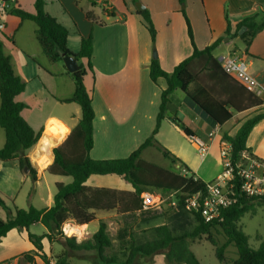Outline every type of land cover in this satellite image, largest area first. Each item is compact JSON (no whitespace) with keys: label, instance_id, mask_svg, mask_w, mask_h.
Returning a JSON list of instances; mask_svg holds the SVG:
<instances>
[{"label":"crops","instance_id":"obj_1","mask_svg":"<svg viewBox=\"0 0 264 264\" xmlns=\"http://www.w3.org/2000/svg\"><path fill=\"white\" fill-rule=\"evenodd\" d=\"M35 2L36 0H14L11 3L10 11L4 16L6 29L0 32V41L5 55L11 59L15 74L22 78L26 86L25 92L16 98L26 106L21 115L36 133L41 134L38 143L26 152L37 172V179L33 181L31 174L21 169L18 160L0 161V193L10 206L15 204L19 209L25 210L29 206H34L47 210L54 204L56 184L71 183L67 182L66 177L51 176L48 169L54 161L53 150L60 146L79 124L81 110L75 103L62 102L74 96V80L63 61L53 62L47 57L36 36L38 26L11 13L13 9L18 8L33 13ZM45 2L44 9L49 16L68 28L70 32L68 46L72 53L77 54L80 51L81 37H88L90 34L93 37L94 73L88 72L84 81L87 90L92 91L96 116L91 158L106 160L128 157L155 130L161 105V89L167 84L164 78H160L155 85L150 78L149 66L154 59L153 49L156 48L160 65L167 73H172L181 61L193 53L179 0H45ZM137 3L144 4L145 10L150 11L157 30L154 45L143 18L138 14ZM259 6H264V0H187L186 11L192 24L196 47L204 49L222 40L213 52L215 58L221 62L223 57L236 53L245 62L248 72L262 87L259 94H248L237 82L225 77H223L225 81H221L211 74L214 92L222 98H230L238 109L230 108L232 117L222 125L214 122L186 93L181 90L174 92L166 118L162 121L155 139L163 148L185 163L197 177L206 179L205 182L214 181L223 170L222 164L216 162L215 174L208 175L207 169L214 158L208 160V166L205 157L210 156L215 148L221 153L224 144L227 143L223 139L224 134L233 136L238 133L248 120L242 117L243 114L264 113V30L251 41L248 49L239 37H234L238 26L247 18L254 16ZM88 13L93 20L87 18ZM228 27L231 28V37L226 35ZM81 62L86 63L85 60ZM193 89L191 86L190 92ZM257 100L260 102L259 105L256 104ZM173 116L180 124L172 119ZM51 124L62 127L66 133H57L49 137L46 131ZM186 128L191 136L186 134ZM211 133L212 139L209 137ZM194 139L203 140L208 144L209 150L205 156L193 152L197 151ZM5 141V133L0 128V150L4 147ZM40 143L49 156L45 160L42 158L41 164L38 162L43 156L42 150L39 149ZM247 147L253 156L264 162V119L254 126L247 138ZM154 151L161 152L156 144L143 152L142 159L151 162ZM46 161L47 165L43 167ZM173 165L180 170L179 164ZM179 170L177 172H181ZM117 177L120 176L94 175L89 177L86 185L91 189L106 188L119 192L134 190L130 183L122 177ZM49 178L52 180L51 183ZM158 210L157 215L155 211H151L150 215L137 210L98 211L95 212V220L90 224L69 223L78 228L77 238L80 240L82 234H95L99 225L104 222L112 239V247L107 253L117 257L119 264H123L127 259V250L132 239L142 238L141 235L150 229L168 225L175 234H180L191 232L197 226V222L195 226L192 222L194 228L191 231L178 232L177 228L172 227V223L179 214L168 216L164 209ZM159 214L165 216V219H160L152 225L140 226ZM191 216L190 214L192 221ZM0 217L4 220L8 218L7 212L1 208ZM29 232L42 236L47 230L39 222L33 224ZM197 240L198 238L190 240L192 250V246H199ZM64 247L61 239L53 236L51 241L44 240L42 252L54 264L56 257L65 251ZM34 250L28 233L13 229L0 243V264H30L22 256L33 254ZM80 255L85 258H75L79 263L93 264L87 259L91 256L87 252L82 251ZM33 256L35 264H44L39 256ZM163 258L165 259L164 255L156 254L153 259L161 261ZM136 260L144 264L146 262L140 258ZM71 263L77 264L74 259H71Z\"/></svg>","mask_w":264,"mask_h":264},{"label":"trees","instance_id":"obj_2","mask_svg":"<svg viewBox=\"0 0 264 264\" xmlns=\"http://www.w3.org/2000/svg\"><path fill=\"white\" fill-rule=\"evenodd\" d=\"M179 3L185 6L182 9V14L187 24L193 53L181 61L172 73H167L162 69L159 58L151 60L149 74L152 82L157 85L160 78H164L167 82L166 87L161 89V105L155 130L128 157L106 160H94L90 156L94 148L93 129L96 116L93 109L92 91L87 90L84 81L88 72L94 73L92 35L81 37L80 51L74 54L68 46L70 33L68 28L49 16L44 9L45 0H36L33 13L25 12L19 8L11 11L14 16L25 21H32L38 26L37 39L51 61L62 62L64 56L71 55L77 59L80 67L79 71L73 74L69 73L75 84L74 96L62 102L77 104L81 110V119L66 140L53 150L54 161L48 169L51 176L71 178V183L56 184L54 204L47 210L34 206H29L26 210L19 209L15 204L10 206L0 193V208L8 214L7 220L0 217V243L13 229L27 232L35 250L33 254H24L22 258L30 264H35L33 255L39 256L44 264H52L50 259L43 254L42 247L44 240L51 241L53 236L60 238L65 246V251L56 257L54 264H72V258H85L80 255L82 251L94 253V257L87 258L94 264H119L117 257L107 253L108 249L112 247V239L104 222L99 225L95 234H82L80 240L77 237H65L61 230L63 224L68 222H73L75 225L90 224L95 220V212L98 211L114 209H122L125 212L142 211V197L146 192L154 194L160 192L168 199L171 195L176 194V198L181 202V207L184 202L180 194L194 195L206 192V182L197 177L185 163L163 148L155 139L162 121L166 118L167 108L171 104L176 90L186 93L201 110L220 125L231 119L230 108L237 109L234 101L230 98H222L214 92L213 82L210 78L212 74L221 81H225L223 77L233 80L225 74L213 54L222 40H218L204 49H198L194 42L192 24L187 16V0H179ZM138 14L143 18L154 45L157 30L150 11L144 9ZM87 18L93 20L90 13L87 14ZM242 29L245 31L240 35ZM262 30H264V10H262V6H259V10L254 16L247 18L238 26L234 37H239L248 49L251 41ZM226 35L231 37L230 27H228ZM81 60H85L86 63H82ZM191 86L194 89L190 92ZM25 88V83L21 77L15 74L11 59L5 55L3 44L0 41V128L4 131L6 138L5 145L0 150V161L18 160L21 169L25 171L28 168L33 181H36L37 172L26 152L38 143L41 134L36 133L21 115L26 106L16 98L25 92ZM244 91L252 94L245 89ZM256 104L259 105L260 102L257 100ZM172 119L180 124L175 116ZM262 119H264V113L256 114L244 122L237 134L233 136L224 134L223 139L231 146V161L234 168L240 164L243 152H250L247 147V138L254 126ZM185 132L191 136L188 128L185 129ZM155 144L165 159H168L172 164L180 165L179 171L181 172L165 169L158 164L142 159L143 152ZM113 174L130 183L134 190L119 192L106 188L91 189L86 185L89 177ZM235 176L236 179L233 183L235 187H238L241 180L237 175ZM167 201L171 202V200ZM256 203L264 206V197L260 199L238 197L236 204L223 210L221 220L214 223L205 222L200 214L192 213L197 226L191 232L175 234L168 225L154 227L149 231L155 234V239L140 245H137L132 239L127 250V259L123 264H133L138 258L151 259L156 254L164 255L168 264H201L190 245L191 239L201 236H204L215 247L216 259L221 264H264V240L261 241L260 247L255 249L250 245L249 237L243 232V228L239 226L246 213L255 212ZM166 215L169 216V214ZM39 222L47 230V233L42 236L29 232L30 227ZM214 233L223 235L225 242L219 245L215 240ZM230 245L237 250V258L233 261H228L225 256Z\"/></svg>","mask_w":264,"mask_h":264},{"label":"built area","instance_id":"obj_3","mask_svg":"<svg viewBox=\"0 0 264 264\" xmlns=\"http://www.w3.org/2000/svg\"><path fill=\"white\" fill-rule=\"evenodd\" d=\"M14 0H0V32L6 29L4 16L11 9V3ZM222 70L230 78L235 80L242 88L252 94H259L261 84L254 78L245 65V62L238 57L236 53H231L221 59L219 62ZM212 139L213 134H209ZM198 153L205 156L208 153L209 146L206 142L200 139L193 141ZM221 160L224 171L214 181L206 182V192L194 195L180 194L183 197L182 207L186 212L198 213L208 223H214L221 220L223 210L236 204L238 197L257 198L264 197V162L258 160L250 152L245 151L242 154V159L239 165L234 168L231 161V146L227 142L221 150ZM241 182L238 187H235L234 181L236 176ZM176 194L171 195L169 205L174 208L181 207V202L175 198ZM179 196V197H181ZM175 198V199H173ZM167 203V199L152 193L146 192L142 197V211L152 209H161ZM76 227L71 223L63 224L62 233L67 238L68 228ZM79 234H73L72 237H79ZM78 239V238H77Z\"/></svg>","mask_w":264,"mask_h":264},{"label":"rangeland","instance_id":"obj_4","mask_svg":"<svg viewBox=\"0 0 264 264\" xmlns=\"http://www.w3.org/2000/svg\"><path fill=\"white\" fill-rule=\"evenodd\" d=\"M181 8L184 9L185 6L181 5ZM154 50H156V48L153 49V56H154ZM76 108H78V110H79V107L77 105H76ZM253 116H255V113H253V112H247V113L242 115V117L245 118V119L252 118ZM40 147H41V143H40ZM39 149H41L42 152H43V156L38 160V162L41 164L40 160L42 158H44V160H45L49 156L47 155V153L44 152L42 147L39 148ZM193 152L195 154H197V155L199 154L195 150H193ZM210 158L211 159L214 158L213 162H211V166H209V163H208V160ZM221 158H222L221 157V153H220V150L218 148H215L214 150H212V152L210 153V156L207 155L205 157V159L207 161L206 165L209 166L208 169H207L208 170L207 171L208 175L213 176L215 174V172H214V170H215L214 164L216 162L218 164H222ZM151 162H153L155 164H158V165L162 166L165 169H169V170L176 171V172L179 170L168 159H165L163 157V153L159 152V151H154V153L152 155ZM222 166H223V164H222ZM223 171H224V168H223L221 174L223 173ZM117 178H120V177H117ZM66 179H67V182L71 181L70 178L66 177ZM204 180H206V179H204ZM209 181H206V182H209ZM49 182L50 183L52 182L51 178H49ZM52 187H53V185H52ZM155 194L160 196V197H162V199L170 200V199H168V197H166L164 194H162L160 192H156ZM174 197L176 198V195ZM175 198H173V199H175ZM168 204H169V202L167 201V203H164V205L162 207L164 209L165 214H169V215L170 214H174V213L179 214V215H177L174 218L173 223H172V227H174L175 229L177 228L178 232L183 231V230L184 231H186V230L191 231L192 228H194V226L196 225V220L191 216V218H192V221H191L190 214L188 212H186L185 209H183L182 207L174 208V207H171ZM151 211H155L154 213L156 215H157V213H159V212H156V211H159L158 209H152L150 211H143V212L147 213L146 215H148ZM160 216L161 215L159 214V216H155L153 220H150L149 222H144L140 226L146 225V224L152 225V224H155L160 219L161 220L165 219V216H163V215L161 217ZM192 222H193L194 226L192 225ZM239 226L241 228H243V232L249 237L250 245L252 247H254L255 249H258L260 247V245H261V241L264 240V206L261 205L260 203H256L255 212L246 213L244 215V217L241 219V222L239 223ZM68 235L70 237L73 236V235H70V234H68ZM214 235H215V240L218 242L219 245H221L222 243L225 242V238H224L223 235L217 234V233H214ZM141 236H142L143 239L142 238H138V239L134 238V240H135L137 245H140V244H143L145 242H148L150 240L155 239V234L152 231H148L147 233L142 234ZM196 242L197 243L199 242L198 243L199 246L198 247L192 246V248L194 250V253L199 258L201 264H221L216 259V256H215L216 249H215V247L212 246L206 240V238L204 236L199 237ZM84 252H87L88 255H91L90 257H94V253L93 252L83 251V253ZM81 253L82 252H80V254ZM236 254H237L236 248H234L233 246L230 245L228 247V249H227V252L225 253V256L228 259V261H233V260H235L237 258ZM154 256L151 259H146V258L145 259L144 258H140V259H143L144 261L146 260L145 264H168L166 259L163 258L161 261H158V260L153 259ZM72 259H74L75 263H77V264H88V263H79L77 260H75V258H72ZM133 264H144V262H140V260H136V261H134Z\"/></svg>","mask_w":264,"mask_h":264},{"label":"water","instance_id":"obj_5","mask_svg":"<svg viewBox=\"0 0 264 264\" xmlns=\"http://www.w3.org/2000/svg\"><path fill=\"white\" fill-rule=\"evenodd\" d=\"M137 9L139 12L143 11L145 9V6L141 3H137ZM262 10H264V6H262ZM245 29H242L240 31V35H242L244 33ZM154 59H157L158 58V53L156 50H154V56H153ZM63 63L65 65V67L67 68V70L73 74L77 71H79L80 67L78 65V61L75 57H71V55H67V56H64L63 57ZM25 172H29V169L26 168L25 169Z\"/></svg>","mask_w":264,"mask_h":264},{"label":"bare ground","instance_id":"obj_6","mask_svg":"<svg viewBox=\"0 0 264 264\" xmlns=\"http://www.w3.org/2000/svg\"><path fill=\"white\" fill-rule=\"evenodd\" d=\"M57 133H62L65 134L66 131L62 129V127L56 125V124H51L49 128H47L46 134L50 137V135H54ZM51 141V140H50ZM47 165V161L43 163V167ZM68 234L73 235V234H79L78 228L77 227H69L68 228Z\"/></svg>","mask_w":264,"mask_h":264}]
</instances>
